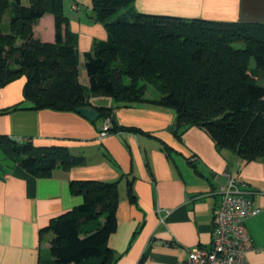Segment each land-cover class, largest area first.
Listing matches in <instances>:
<instances>
[{
  "label": "trees",
  "instance_id": "trees-1",
  "mask_svg": "<svg viewBox=\"0 0 264 264\" xmlns=\"http://www.w3.org/2000/svg\"><path fill=\"white\" fill-rule=\"evenodd\" d=\"M64 1L0 0V88L27 77L24 100L0 114L93 106L101 113L99 119L111 117L109 133L146 132L119 125L116 107L91 101L92 96L107 95L118 106L150 102L175 109L180 139L185 130L198 126L220 150L247 161L264 156V24L130 11L135 0H92L91 18L106 26L108 39L95 40L85 52L87 86L80 82L78 50ZM123 9L132 12L131 19L118 15ZM46 13L55 16L54 41L34 36V24ZM6 14L9 23L4 28ZM149 84L159 91L158 98L145 97ZM81 163L83 158L66 146L18 142L0 134V169L19 164L34 175L49 176L57 166L70 169ZM119 183L71 181L72 192L83 195L84 202L42 229L53 234V264L116 263L109 237L118 225ZM128 192L135 199L131 181Z\"/></svg>",
  "mask_w": 264,
  "mask_h": 264
},
{
  "label": "crops",
  "instance_id": "crops-1",
  "mask_svg": "<svg viewBox=\"0 0 264 264\" xmlns=\"http://www.w3.org/2000/svg\"><path fill=\"white\" fill-rule=\"evenodd\" d=\"M64 9L81 75L89 81L85 52L95 40L108 39V30L91 18L92 0H65ZM130 11L264 24V0H135ZM34 28L36 37L55 40L52 13ZM26 82L21 76L0 88V110L24 100ZM109 106L116 107L119 125L136 126L151 135L119 130L101 137L104 119L93 121L77 111L42 108L0 114V134L18 142L63 145L83 158L70 169L55 167L49 176L34 175L19 164L0 169V264H53V234L42 229L84 202L83 195L71 190L73 179L120 181L118 225L109 237L115 264H184L190 248L209 246L220 199L215 189L226 182L225 172L254 191L255 206L264 205V156L247 161L231 150H220L198 126L185 130L180 139L174 127L176 112L166 106ZM129 181L135 199L130 198ZM246 226L252 238L249 262L264 264V211L247 218Z\"/></svg>",
  "mask_w": 264,
  "mask_h": 264
},
{
  "label": "built area",
  "instance_id": "built-area-1",
  "mask_svg": "<svg viewBox=\"0 0 264 264\" xmlns=\"http://www.w3.org/2000/svg\"><path fill=\"white\" fill-rule=\"evenodd\" d=\"M111 126L109 116L104 120L100 136L107 135ZM224 174L226 182L219 183L215 189L220 199L214 209L211 244L190 248L184 264H250L248 251L252 247V238L246 220L264 211V205L255 206L254 191L234 174Z\"/></svg>",
  "mask_w": 264,
  "mask_h": 264
},
{
  "label": "rangeland",
  "instance_id": "rangeland-1",
  "mask_svg": "<svg viewBox=\"0 0 264 264\" xmlns=\"http://www.w3.org/2000/svg\"><path fill=\"white\" fill-rule=\"evenodd\" d=\"M121 14L124 17L128 18V19H131V17H132V12H128V11H126V9L121 10V12L118 15H121ZM9 16H10V14H6L5 15V18H4V21H3V26L4 25L8 26ZM37 22L33 26L34 36H35V33H36L34 27L37 24ZM5 26H4V28H6ZM21 41H22V39L20 37H18L17 44H20ZM252 66H255V61L254 60L252 61ZM86 80H87V78L83 77V75H81V72H80V82L88 86L89 81L87 80V82H86ZM127 81H128V79H127ZM260 82L262 84H264V78L262 80H260ZM159 96H160L159 91L153 85L149 84L147 86V89H146L145 97L146 98H150V99H154V98H158ZM91 101L93 103H95V104L96 103H100L101 105H109L110 102H116V100L113 97L107 96V95H95V96H92L91 97ZM173 110H175V109H173ZM50 256L51 255L49 254V250H46L45 251V257L49 258Z\"/></svg>",
  "mask_w": 264,
  "mask_h": 264
},
{
  "label": "water",
  "instance_id": "water-1",
  "mask_svg": "<svg viewBox=\"0 0 264 264\" xmlns=\"http://www.w3.org/2000/svg\"><path fill=\"white\" fill-rule=\"evenodd\" d=\"M77 111L93 121L97 120L101 115L100 111L93 106H81L77 108Z\"/></svg>",
  "mask_w": 264,
  "mask_h": 264
}]
</instances>
